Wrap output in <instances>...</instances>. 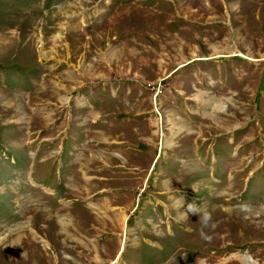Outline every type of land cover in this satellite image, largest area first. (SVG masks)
<instances>
[{"label":"rangeland","instance_id":"obj_1","mask_svg":"<svg viewBox=\"0 0 264 264\" xmlns=\"http://www.w3.org/2000/svg\"><path fill=\"white\" fill-rule=\"evenodd\" d=\"M0 264H264V0H0Z\"/></svg>","mask_w":264,"mask_h":264},{"label":"crops","instance_id":"obj_2","mask_svg":"<svg viewBox=\"0 0 264 264\" xmlns=\"http://www.w3.org/2000/svg\"><path fill=\"white\" fill-rule=\"evenodd\" d=\"M195 78V81L198 83V85H200L201 86V88L203 87H207V86H204V83L201 81V79H200V77L197 75V76H194ZM216 81L218 82V79L216 78ZM210 90H211V92H208V93H214V91H213V89L212 88H210ZM171 92V91H170ZM202 96V95H201ZM198 98L200 97V96H197ZM195 100V99H194ZM173 103H175V102H173Z\"/></svg>","mask_w":264,"mask_h":264},{"label":"clouds","instance_id":"obj_3","mask_svg":"<svg viewBox=\"0 0 264 264\" xmlns=\"http://www.w3.org/2000/svg\"><path fill=\"white\" fill-rule=\"evenodd\" d=\"M196 208V205L195 204H188V206H187V210H188V212H190V213H193V214H195L194 213V209ZM207 221V217H205V222Z\"/></svg>","mask_w":264,"mask_h":264}]
</instances>
